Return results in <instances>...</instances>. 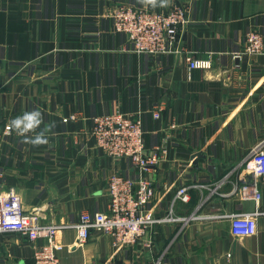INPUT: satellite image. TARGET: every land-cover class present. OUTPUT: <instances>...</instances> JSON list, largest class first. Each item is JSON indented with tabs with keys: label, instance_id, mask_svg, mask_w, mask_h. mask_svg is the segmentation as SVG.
I'll list each match as a JSON object with an SVG mask.
<instances>
[{
	"label": "crops",
	"instance_id": "obj_1",
	"mask_svg": "<svg viewBox=\"0 0 264 264\" xmlns=\"http://www.w3.org/2000/svg\"><path fill=\"white\" fill-rule=\"evenodd\" d=\"M186 8L177 52L140 54L106 15L114 3ZM262 34V51L243 52L245 33ZM186 54L208 67H188ZM160 107L159 116L152 114ZM39 109L55 127L34 147L15 131L0 138V190H15L24 210L44 223L75 224L83 210L107 209V178H147L151 216L183 217L151 225L129 246L92 230L77 242L60 229L59 264H264V213L256 231L231 234L229 214L264 211L236 187L254 180L249 151L264 148V0H0V129ZM115 110L139 114L146 153L159 159L140 170L107 154L89 133L91 118ZM72 116V117H71ZM33 135V134H29ZM186 202H172L178 186ZM41 240L35 241L39 244ZM33 242L0 232V264H31Z\"/></svg>",
	"mask_w": 264,
	"mask_h": 264
},
{
	"label": "built area",
	"instance_id": "obj_2",
	"mask_svg": "<svg viewBox=\"0 0 264 264\" xmlns=\"http://www.w3.org/2000/svg\"><path fill=\"white\" fill-rule=\"evenodd\" d=\"M113 29L126 34L128 47L140 54H160L177 52L179 29L186 21V8L173 4L166 10L152 11L143 6L117 2L106 13ZM262 34L256 29L245 33L243 52L257 54L262 51ZM188 67L205 68L208 61L193 58L186 54ZM160 107H154L152 114L159 116ZM72 117V116H71ZM5 124L0 129L2 135L9 134ZM89 133L95 144L104 152L115 157H127L138 169H146L159 159V153H146L143 145L142 121L137 113L115 110L95 115L91 118ZM250 172L254 176L251 184L243 183L236 187L238 196L257 202L261 192L256 178L264 177V148L258 143L249 151ZM189 186L182 184L175 190L172 202H186L189 199ZM107 209L83 210L75 224L44 223L40 220L37 208L24 210L20 195L15 190H0V232L16 231L24 234L33 242L31 264H59L57 252L64 245L58 238L60 229L73 226L77 242L87 239L92 230L108 233L112 244L117 247L137 243L151 225L176 221L183 217L172 216L169 212L162 217L151 216L152 209L146 204L151 200L153 190L147 178L134 179L118 173L107 178ZM264 211L254 210L248 213H232L230 219L231 234L238 237L252 235L256 231V216ZM41 240L39 244L35 241Z\"/></svg>",
	"mask_w": 264,
	"mask_h": 264
},
{
	"label": "clouds",
	"instance_id": "obj_3",
	"mask_svg": "<svg viewBox=\"0 0 264 264\" xmlns=\"http://www.w3.org/2000/svg\"><path fill=\"white\" fill-rule=\"evenodd\" d=\"M140 2L146 7L151 6L153 8L169 6V0H140ZM42 124H44L43 113L39 109H34L12 118L6 128L9 132L15 131L18 136L23 138L24 143L38 147L48 144L47 134L55 127L54 124L50 123L41 128Z\"/></svg>",
	"mask_w": 264,
	"mask_h": 264
},
{
	"label": "rangeland",
	"instance_id": "obj_4",
	"mask_svg": "<svg viewBox=\"0 0 264 264\" xmlns=\"http://www.w3.org/2000/svg\"><path fill=\"white\" fill-rule=\"evenodd\" d=\"M118 32H121V31H118ZM122 33H124V32H122ZM125 34V33H124ZM126 35V34H125Z\"/></svg>",
	"mask_w": 264,
	"mask_h": 264
}]
</instances>
